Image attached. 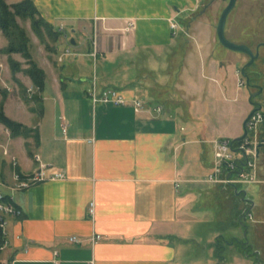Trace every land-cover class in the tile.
<instances>
[{"label":"crops","instance_id":"1","mask_svg":"<svg viewBox=\"0 0 264 264\" xmlns=\"http://www.w3.org/2000/svg\"><path fill=\"white\" fill-rule=\"evenodd\" d=\"M33 3L55 29L70 32L74 44L57 73L49 77L45 72L35 120L29 113L21 118L22 102L12 112L13 102L4 99L5 114L32 128L37 140L11 138L0 124V150L8 152V159H16L15 171L21 176L42 164L46 176L60 173L63 178L21 190L11 185L3 188L22 213L8 219L9 243L0 252V264H200L191 243L201 240L192 230L199 222L197 203L203 188L215 185V197L231 201L234 221L239 209L248 212L253 203L245 199L244 207L236 209V199L230 196V191L237 195L234 186L203 182L213 167V141L242 135L251 109L236 112L230 105L235 98L225 86L226 66L209 57L214 45L209 43L210 53L201 67L203 73L212 74L215 93L212 87L210 92L200 91L201 86L185 76L187 59L172 62L180 33L171 22L182 14L192 15L199 0ZM129 21L134 23L130 29ZM162 54L170 58L163 66L155 62ZM68 57L78 60L67 66ZM85 59L100 65V78L82 69ZM229 65L238 85L236 60ZM166 66L176 68L174 80L171 70L168 80L154 74ZM92 87L98 92L114 88L128 101L138 98L143 110L137 112L131 104L93 105L88 95ZM195 93L206 95L207 104L214 106L215 124L193 121L192 111L200 109ZM184 107L183 113L177 112ZM0 161H7L6 157ZM11 173L9 161L0 176L11 181ZM260 176L258 171L264 183ZM94 235L101 239L92 242ZM71 236L79 242H69ZM215 236L216 232L209 241ZM215 250L214 244L209 253Z\"/></svg>","mask_w":264,"mask_h":264},{"label":"rangeland","instance_id":"2","mask_svg":"<svg viewBox=\"0 0 264 264\" xmlns=\"http://www.w3.org/2000/svg\"><path fill=\"white\" fill-rule=\"evenodd\" d=\"M19 1L20 0H5L8 4ZM227 4L228 0H199L198 8L192 15L182 14L180 18L177 19V32L180 33L177 40L180 46L173 48L172 62L175 63L183 58L187 59L189 67L186 69L185 76L189 77L190 81H196L199 88L201 86L200 91L206 90L208 92L210 87H212L215 93V81L212 80V74L210 72L203 73V68L201 67L202 62L207 59V55L210 53L209 43L210 45H214L215 48L211 52L212 54L210 53L209 57H212L217 63L224 62V66H226V76H229L226 79L225 86L230 87V90L234 92L235 98L234 103L230 105L235 107L234 109L236 112H241L242 109H247V106H249L248 89L246 85L239 87L237 82L232 79L233 69L230 65L229 68H227V63L232 62L234 58L239 67L237 69L239 70L248 62L249 57L242 52L231 51L223 47L218 42L216 36V26L220 14ZM19 23L27 30L30 39L29 49L34 62L43 69L49 77L57 73L58 64L60 65L62 61H59V58L66 49H71L70 38L72 36L70 32L62 31L60 37L55 41L45 38L43 44L31 32L28 21H19ZM225 36L234 43L248 46L253 53L255 50H258V58L249 71L255 78V84L262 90V97H257L255 101L259 103L261 111L264 112V0H237L235 6L227 16ZM5 45L6 40L0 33V98L4 93L5 99L7 97L11 99V102H13L10 106L12 112H15L16 109L19 110V104L22 102L21 118H24V116L29 113L28 115L31 114V118L35 120L37 118L36 110L38 102L37 100L33 101V97L35 94L37 95V92L32 87L31 81H29L30 79L22 72H17L14 75L12 74L9 67V58L19 62L21 68H25V62L18 54H12L11 56L6 55L3 52ZM75 59L78 60V58L68 57L65 59V64L68 66L70 61H75ZM169 59L168 54H162L160 59L155 62L163 66L166 65ZM168 68V66L163 67L162 70H157L154 74L168 80L170 78L168 72L171 70L174 80L177 76V70L176 68ZM82 69L92 77H101L100 65L92 62V59H85V64L82 66ZM172 91L174 93L175 90L172 88ZM255 91L256 90L252 89L249 90L250 93H254ZM195 96L197 97V105L200 102V109L197 111L196 108L194 110L196 113L192 111L191 116L194 117L193 121L208 125L212 123L215 124L214 106L207 104L206 95L195 93ZM229 98L233 97L229 96ZM161 100V102H163V98ZM29 109L35 111L30 113ZM182 111H185V107L177 110L178 113H183ZM190 120H192V118ZM4 136L8 139L6 134H4ZM1 144H3V135H0V145ZM2 150H0V157H6L7 161H0V175H2L7 166H9V161L12 168L11 181L4 176H0V192L4 194L3 188L6 185H11L12 187L15 185L13 176L16 173L15 166L17 163L14 164L13 162V159L16 162L15 158H11V160L8 159L6 155L8 152L5 149ZM261 152H263V149ZM257 171L261 173V179H264L263 155L258 160ZM204 188L202 191L203 194L199 198V203H197L200 210L197 218L199 222L192 230V234L200 237L199 239L201 240L198 241V244L191 243L192 249L195 253H198L196 255H199L196 257H198L197 259L200 264H264V183H254L240 187V191L245 192V195L243 194L242 196H237L230 191L231 198L236 199V209L244 207L245 199L253 203V207L249 210L252 220L243 218L241 222H239L238 217L240 213H244V209H239V212L237 211V219L234 221V207L231 201H226L221 195H216V197H218L216 198L215 185L210 186V188L205 186ZM208 192L210 194H207ZM215 232L217 236L209 241V236ZM241 243H243L245 247L249 246V248L247 250H242L243 245ZM214 244L215 249L216 245L220 247V252L218 254L216 252L209 253L210 247ZM2 250H0V252ZM218 255L221 258H218Z\"/></svg>","mask_w":264,"mask_h":264},{"label":"built area","instance_id":"3","mask_svg":"<svg viewBox=\"0 0 264 264\" xmlns=\"http://www.w3.org/2000/svg\"><path fill=\"white\" fill-rule=\"evenodd\" d=\"M133 22L127 23V28L133 27ZM178 27L177 22H171V28L176 29ZM62 29V27L60 28ZM70 50L66 49L59 61L63 59L65 55H69ZM244 85L243 79H239L238 86ZM88 95L91 103H112L114 105H126L131 104L135 111L143 110V102L138 98H132L126 100L116 89L106 88L98 92L94 87L88 91ZM156 111L160 112L161 108L156 107ZM246 134L240 141L233 142L229 138L217 139L213 141V167L212 171L203 179L204 183L208 184H230L236 187H242L254 183H261L258 178V160L264 156V112L256 110L245 124ZM263 149V152L261 150ZM38 163L39 156L34 158ZM14 164H16L13 159ZM45 166L39 164V169L32 172L29 175L21 176L16 172L13 176L15 181V190H21L29 187L30 185L55 178H63L60 173H55L53 176H46L44 173ZM21 210L12 202V200L6 197L5 194L0 192V235L3 238V243L0 246V250L7 247L9 241L7 237V222L8 218L19 217ZM89 214H93V203L89 204ZM245 219L252 220L251 214L245 213ZM101 239L100 235H94L91 238L92 242H97ZM71 243H78L79 240L75 236L68 238Z\"/></svg>","mask_w":264,"mask_h":264},{"label":"trees","instance_id":"4","mask_svg":"<svg viewBox=\"0 0 264 264\" xmlns=\"http://www.w3.org/2000/svg\"><path fill=\"white\" fill-rule=\"evenodd\" d=\"M19 21H28L31 32L43 44L45 38L55 41L60 37L61 32L42 18L35 7L33 0H20L19 2L12 4L6 3L5 0H0V33L6 40L3 52L8 56L18 54L23 58L25 68H21V64L14 61L12 58H9V67L13 75L17 72H22L30 79L32 87L37 92V95L35 94L33 97L34 101L38 100L39 93L43 90L46 74L44 70L34 62L29 49L30 39L27 30L20 25ZM4 99L5 94L3 93L0 101V124L8 130L12 138H28L29 136H32L36 142L37 137H34V130L32 128H28L22 123L9 118L5 114L3 109ZM6 197L8 198L7 195ZM246 212L247 210H244V213H240V217L238 218L239 222L245 217ZM2 243L3 238L0 235V246ZM241 244L243 245L242 250H247L249 248V246L245 247L243 243ZM219 249L220 247L216 245L215 252L217 254L220 252ZM218 258L221 257L218 255Z\"/></svg>","mask_w":264,"mask_h":264},{"label":"water","instance_id":"5","mask_svg":"<svg viewBox=\"0 0 264 264\" xmlns=\"http://www.w3.org/2000/svg\"><path fill=\"white\" fill-rule=\"evenodd\" d=\"M237 0H228V4L227 6L223 9V11L220 14L219 20H218V24L216 26V36H217V40L218 42L225 48L231 50V51H235V52H242L244 54H246L249 57V61L239 69L241 76L245 78L246 80V84H249V78L247 77L244 69L245 67L250 66L251 64H253L254 60L258 57V51H256L255 53L252 52V50L243 44H237L234 43L230 40H228L225 36V25H226V19L228 14L231 12V10L233 9V7L235 6ZM70 44H74L73 39L70 40ZM81 81V80H79ZM250 99V98H249ZM255 103H251V106H254ZM256 110H260V108H252L250 110V112L248 113V115L246 116V118L243 121L242 124V129H243V133L242 135H240L239 137L233 139L232 141H240L246 134V130H245V124L247 122V120L250 118V116L256 111ZM235 188V192L236 194L239 196L243 191H238V187L234 186ZM244 193V192H243ZM245 195V194H244ZM244 200V199H243ZM245 201V200H244ZM245 219V217H244Z\"/></svg>","mask_w":264,"mask_h":264},{"label":"flooded vegetation","instance_id":"6","mask_svg":"<svg viewBox=\"0 0 264 264\" xmlns=\"http://www.w3.org/2000/svg\"><path fill=\"white\" fill-rule=\"evenodd\" d=\"M264 46V45H263ZM256 51H258V50H255V52ZM254 52V53H255ZM258 58V57H257ZM256 58V59H257ZM255 59V60H256ZM255 60H254V62H255ZM249 61V60H248ZM254 62H253V64H254ZM247 63V62H246ZM245 63V64H246ZM244 64V65H245ZM253 64H251L250 66H248V67H245V69H244V71H245V73H246V75H247V77L249 78V84L247 85L246 84V80H245V78L244 77H242L241 76V73H240V71L238 70V73L240 74V76H241V78L243 79V81H244V85L243 86H247V89H248V95H249V98H248V102H249V106H250V109H252V108H260V110H261V107H260V105H259V103L257 102V101H255V99L257 98V97H262L261 96V88L259 87V86H257L256 84H255V78H254V76H252L251 75V73H250V71H249V69L253 66ZM243 65V66H244ZM242 66V67H243ZM237 68H239L238 66H237ZM252 77H253V80H252ZM250 89H252V90H256L254 93H250L249 92V90ZM251 103H255V105L254 106H251Z\"/></svg>","mask_w":264,"mask_h":264}]
</instances>
